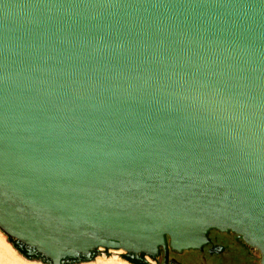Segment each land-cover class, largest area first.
<instances>
[{
  "label": "water",
  "instance_id": "1",
  "mask_svg": "<svg viewBox=\"0 0 264 264\" xmlns=\"http://www.w3.org/2000/svg\"><path fill=\"white\" fill-rule=\"evenodd\" d=\"M214 230L264 264V0H0L14 248L168 264Z\"/></svg>",
  "mask_w": 264,
  "mask_h": 264
},
{
  "label": "flooded vegetation",
  "instance_id": "2",
  "mask_svg": "<svg viewBox=\"0 0 264 264\" xmlns=\"http://www.w3.org/2000/svg\"><path fill=\"white\" fill-rule=\"evenodd\" d=\"M211 243L203 250L183 253L170 249L168 264H262L261 253L248 245L236 233H221L217 230L210 235ZM219 248H223L219 250ZM219 250V251H218ZM140 264H165V252L156 260H140Z\"/></svg>",
  "mask_w": 264,
  "mask_h": 264
},
{
  "label": "bare ground",
  "instance_id": "3",
  "mask_svg": "<svg viewBox=\"0 0 264 264\" xmlns=\"http://www.w3.org/2000/svg\"><path fill=\"white\" fill-rule=\"evenodd\" d=\"M1 237L2 236L0 234V264H44L39 258H36V257H29V258L25 259L26 261H23L22 259L17 257L16 254H13L14 250L9 245H7L4 242V240L1 239ZM12 250H13V252H12ZM97 255L98 256H104L107 258H110V257L119 258L120 257V255L114 254V253H112L110 251H106V250L98 251ZM88 263L89 264H107V263H97L96 257H94L93 260L89 261ZM111 264H117V263H111Z\"/></svg>",
  "mask_w": 264,
  "mask_h": 264
},
{
  "label": "rangeland",
  "instance_id": "4",
  "mask_svg": "<svg viewBox=\"0 0 264 264\" xmlns=\"http://www.w3.org/2000/svg\"><path fill=\"white\" fill-rule=\"evenodd\" d=\"M1 232V231H0ZM1 234V239L2 240H4V242L7 244V245H9L13 250H14V252H13V250H12V252H13V254H16V256L17 257H19L20 259H22L23 261H26L25 260V258H24V256H22L15 248H14V246H13V244L10 242V240L8 239V237L6 236V235H4L2 232L0 233ZM9 242V243H8ZM13 247H12V246ZM16 250V251H15ZM110 252H112V253H114V254H118V255H120V257L119 258H113V257H110V258H107V257H104V256H99V257H97V263H107V264H111V263H117V264H133V263H131V262H129V261H127L126 259H124L123 257H122V255L124 254L122 251H114V250H112V251H110ZM19 254V255H18ZM21 256V257H20ZM86 264H89V263H86Z\"/></svg>",
  "mask_w": 264,
  "mask_h": 264
}]
</instances>
